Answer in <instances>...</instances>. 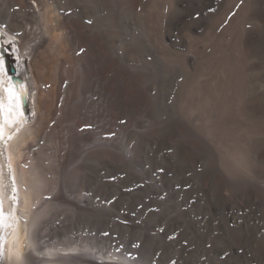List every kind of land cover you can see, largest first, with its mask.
Returning a JSON list of instances; mask_svg holds the SVG:
<instances>
[{
    "label": "rangeland",
    "instance_id": "rangeland-1",
    "mask_svg": "<svg viewBox=\"0 0 264 264\" xmlns=\"http://www.w3.org/2000/svg\"><path fill=\"white\" fill-rule=\"evenodd\" d=\"M79 1L47 239L94 237L136 264H264V3Z\"/></svg>",
    "mask_w": 264,
    "mask_h": 264
},
{
    "label": "bare ground",
    "instance_id": "bare-ground-1",
    "mask_svg": "<svg viewBox=\"0 0 264 264\" xmlns=\"http://www.w3.org/2000/svg\"><path fill=\"white\" fill-rule=\"evenodd\" d=\"M260 1L264 3V0ZM35 2L37 4L31 0H0V38L1 31L5 32L7 41L12 37L11 33L21 38V44L18 41L20 65L26 64L28 54H33L30 64H26L29 80L24 72L21 73L23 79L15 82L5 71L0 73V97L6 108H13L11 117L4 111L3 139H0V169L4 174L5 222L8 225L3 240L5 258L0 260V264H17L15 257L7 258L9 251L17 249L23 252L25 264H99V261L89 258L94 256L90 251L103 258L120 259L124 264H136L126 251L108 246L106 242L99 243L94 237L64 242L58 236L47 239L48 233L44 234L46 230L58 227L49 218L60 189L51 121L55 106L61 112L67 98L71 102L74 99L78 86L79 47L76 13L67 0ZM260 18L264 19V12L260 13ZM19 84L26 88L22 98ZM9 88L15 94L11 103L7 95ZM32 91L34 94L30 95ZM26 102L31 106L29 119L25 115ZM69 123L72 128V119ZM3 145L17 188L15 206L10 203L7 168L1 151ZM9 207L12 210L10 217ZM66 251H83L91 256L85 254L82 258L80 253L69 254ZM102 261L100 264H104Z\"/></svg>",
    "mask_w": 264,
    "mask_h": 264
},
{
    "label": "snow or ice",
    "instance_id": "snow-or-ice-1",
    "mask_svg": "<svg viewBox=\"0 0 264 264\" xmlns=\"http://www.w3.org/2000/svg\"><path fill=\"white\" fill-rule=\"evenodd\" d=\"M91 23V21H89ZM0 64H2V60H0ZM11 79V78H10ZM19 94L21 98L26 94V88L23 84H19ZM7 95L8 99L11 102L15 100V94L9 88L7 90ZM4 103H3V98L0 97V139H3V128H4ZM8 114L9 117L13 115V108L10 106L8 108ZM3 179H4V174L2 169H0V260L5 258V249L3 245V240H4V234L8 228V225L6 224V213H5V207H4V201H5V186L3 184ZM14 191V189H13ZM15 202V197H12L10 200V203ZM11 207L8 209V216H11ZM104 235H108V233H104ZM227 255V253H226ZM15 257V260L17 261V264H25V256L22 251L19 249L15 251H9L7 258L12 259Z\"/></svg>",
    "mask_w": 264,
    "mask_h": 264
},
{
    "label": "water",
    "instance_id": "water-1",
    "mask_svg": "<svg viewBox=\"0 0 264 264\" xmlns=\"http://www.w3.org/2000/svg\"><path fill=\"white\" fill-rule=\"evenodd\" d=\"M24 67V68H23ZM21 68V69H20ZM25 70V71H24ZM20 71V72H19ZM10 72L12 73V77H14V78H17V80H14L13 79V82H15V81H18V80H22L23 78H22V76H21V73L22 72H24V74L26 75L25 76V78L27 79V80H29V78H30V72L27 70V68H26V64H24V65H20V63L19 64H17L16 66H12V67H10ZM31 94H34V91H32L31 93H30V95ZM30 95H29V98H30ZM29 102H30V99H29ZM27 104V103H26ZM30 105V104H29ZM26 111H27V109H26ZM9 139V138H8ZM7 139V140H8ZM2 144H4V143H2ZM1 151H2V155L4 156V161H5V164H6V168H7V179H6V182H9V189H10V192H11V194H10V196H11V198L12 197H15V202H12V205H17V200H18V197H17V194H16V191H17V188H15V183H14V181H13V179H14V177L13 176H11L12 174V170H11V167H10V165L8 164V159L5 157V146L3 145V146H1ZM13 189H14V191H13Z\"/></svg>",
    "mask_w": 264,
    "mask_h": 264
}]
</instances>
